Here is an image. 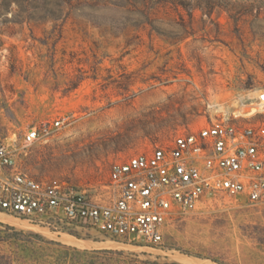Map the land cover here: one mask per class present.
I'll list each match as a JSON object with an SVG mask.
<instances>
[{
    "label": "rangeland",
    "instance_id": "rangeland-1",
    "mask_svg": "<svg viewBox=\"0 0 264 264\" xmlns=\"http://www.w3.org/2000/svg\"><path fill=\"white\" fill-rule=\"evenodd\" d=\"M262 90L264 0H0V134L19 145L65 119L18 150L36 178L101 181L112 162L184 128L249 113L238 103ZM1 214L12 222H0V264H264V204L243 199L180 214L161 246L84 231L65 235L90 247L67 245Z\"/></svg>",
    "mask_w": 264,
    "mask_h": 264
},
{
    "label": "built area",
    "instance_id": "built-area-1",
    "mask_svg": "<svg viewBox=\"0 0 264 264\" xmlns=\"http://www.w3.org/2000/svg\"><path fill=\"white\" fill-rule=\"evenodd\" d=\"M248 105L264 113V90L243 107ZM241 117L184 128L169 143L112 162L105 179L85 185L36 178L17 161L19 149L48 141L65 119L31 127L19 145L0 134V213L56 234L84 231L161 246L170 223L199 212L207 200L264 204V122Z\"/></svg>",
    "mask_w": 264,
    "mask_h": 264
},
{
    "label": "bare ground",
    "instance_id": "bare-ground-1",
    "mask_svg": "<svg viewBox=\"0 0 264 264\" xmlns=\"http://www.w3.org/2000/svg\"><path fill=\"white\" fill-rule=\"evenodd\" d=\"M239 105V107H243L244 106V103H243V101H240L239 103H238ZM260 112H262L260 109H256V108H253V109H251V111L249 112V113H244V112H242V111H238L237 112V115L236 116H242V117H250V116H254L255 114H257V113H260ZM0 222H5V223H9V222H12L11 221V219L10 218H8L7 216H5V215H3V214H1L0 215ZM31 228L33 229V228H40V227H38V226H31ZM43 229V228H42ZM46 230V229H45ZM51 234V233H50ZM59 240L62 242V243H64V244H67V245H75V246H82V247H90L91 246V242H85V241H80V240H78V239H75V238H73L72 236H68V235H63V237H61V238H59ZM99 244V243H98ZM103 244V243H102ZM111 247L112 246V244H110V243H104L103 244V247ZM101 247V246H100Z\"/></svg>",
    "mask_w": 264,
    "mask_h": 264
}]
</instances>
